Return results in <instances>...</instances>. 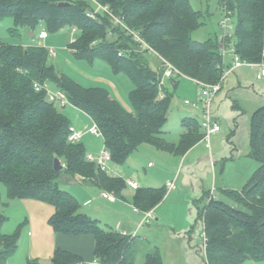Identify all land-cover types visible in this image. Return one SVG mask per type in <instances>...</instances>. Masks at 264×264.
Here are the masks:
<instances>
[{"label":"trees","instance_id":"16d2710c","mask_svg":"<svg viewBox=\"0 0 264 264\" xmlns=\"http://www.w3.org/2000/svg\"><path fill=\"white\" fill-rule=\"evenodd\" d=\"M96 1L106 5L120 23L102 11L96 18L89 17V0H0V18L12 19L7 28L11 35H19L21 29L33 33L41 22L50 31L72 25L78 32L69 43L75 56L104 59L115 72L126 73L134 85L129 93L133 111L128 112L107 89L84 87L48 65L49 49L0 40V182L9 199L29 198L52 205L48 222L55 232L91 235L93 256L101 264H133L138 248L135 238L82 213L79 201L61 189L57 179L64 169L115 196H122L127 182L88 161L81 142L68 141L69 119L33 83L53 82L70 104L90 117L110 152V161L124 163L144 143L183 156L203 140L204 128L194 116L186 117L177 142L164 138L172 93L161 87L162 71L152 69L148 54L174 66L175 76L220 84L224 67L231 65L223 61L227 44L246 62L263 61L264 0H219L225 18L236 17L233 33L203 41L192 37L203 22L189 0ZM249 145L250 155L260 165L240 190L221 189L231 204L208 194L207 201L197 206L205 264L264 261V104L251 114ZM55 158L63 165L60 170L54 169ZM166 192L165 186L137 187L133 205L143 212L151 210ZM2 206L0 194V264H7L18 246V232H1L6 220ZM80 262L81 256L63 248H56L50 259V264ZM28 264L38 263L29 259ZM142 264H162L157 247L145 254Z\"/></svg>","mask_w":264,"mask_h":264},{"label":"rangeland","instance_id":"374dc122","mask_svg":"<svg viewBox=\"0 0 264 264\" xmlns=\"http://www.w3.org/2000/svg\"><path fill=\"white\" fill-rule=\"evenodd\" d=\"M192 8L201 14L203 24L194 31L192 37L203 41L208 37L232 35L236 17L228 16L224 27L220 21L225 19L219 0H189ZM12 25L10 17L0 18V40L8 44H19L24 47L39 45L45 49L53 48L55 55L48 54L46 62L57 71L70 77L84 87L100 86L109 91L115 100L128 112L133 108L129 100V93L134 85L129 76L123 71L115 72L104 59L77 57L69 47V43L77 35L72 25L63 26L50 31L41 22L33 30L31 36L28 30L21 29L19 35H11L7 28ZM44 29L47 37L38 39V32ZM223 46V45H221ZM225 64L233 62L232 48L229 44L223 51ZM152 69H161L162 88L172 93L168 111V119L163 126L164 138L169 142H177L183 131L181 121L186 117L194 116L200 123L206 119L203 101L197 100L198 87L193 79L185 75L166 77L167 64L160 56L148 54ZM264 63V59L262 61ZM233 64V63H232ZM257 68L242 65L225 75L220 83V89L209 105L210 116L219 125V131L209 136V148L204 141H200L189 150L183 159L181 156L157 149L151 144H142L137 150L130 153L124 163L113 161L107 163L108 174L120 176L123 179L133 178L141 187H161L166 179L176 177V189L169 197L164 196L161 201V220L163 225L157 234V240H162L163 231H175L174 246L165 243V254L162 264H205L202 221L197 216V206L207 201L206 196L221 199L231 204V201L221 193V189L240 190L260 162L254 159L249 151V124L252 112L264 104V76L256 77ZM50 91L55 90L53 82H47ZM184 100L196 103V106L184 104ZM56 108L70 121V125L83 134L79 139L87 153L97 155L103 147L101 135H90L88 129L93 122L90 117L70 103L62 106L55 102ZM154 163L152 168L147 162ZM67 173L60 171L57 179L59 187L72 195L80 203V211L90 207L83 203L85 199H98L92 195V190L81 186L78 180ZM80 189L78 193L74 190ZM169 193V192H168ZM1 200L4 203L2 211L6 220L1 226V232L13 234L18 232V246L9 257L7 264H28L27 256L19 244L25 227L24 211L19 200L7 197L6 187L0 182ZM164 199H167L164 201ZM88 204V205H87ZM177 233V234H176ZM153 239V238H152ZM161 242V241H159ZM176 245V244H175ZM169 255V257H168ZM35 260V259H32ZM39 264L38 260H36ZM240 264H264V261L245 260Z\"/></svg>","mask_w":264,"mask_h":264},{"label":"crops","instance_id":"0c3cea01","mask_svg":"<svg viewBox=\"0 0 264 264\" xmlns=\"http://www.w3.org/2000/svg\"><path fill=\"white\" fill-rule=\"evenodd\" d=\"M194 147L195 145L192 148ZM184 156L185 154L181 156V160ZM149 163L152 164L149 165ZM153 166V162H147L148 168H152ZM176 177L177 174H175L173 178L165 180L163 185L165 187L167 181L173 180L175 184V188L167 190L165 196L168 195L167 197H169L171 192L176 189ZM72 178V181L74 182H76L74 180L75 178L78 180L79 183L77 184L91 189L92 195H96L98 198L85 199L83 203L90 204V207L84 208L85 210L82 213L87 214L92 218L98 219L99 223L103 226H110L121 233L125 232L126 234L133 236L138 242V248L133 264H142L145 254L153 247H157L160 255L162 256L166 251V242L177 246V243H174L176 237H174L173 234H175V231H163L161 238L162 240H159L161 242L157 240V234L159 233V230L163 228V225L157 224V222L161 220L162 214L160 212V208L161 201L163 199L151 209L154 218L146 221L144 219V212L138 209L136 210L135 206L133 205L132 195L135 189L131 188L128 184L123 190L122 196H115V199L110 201L102 197L101 193L103 191L99 189L96 184L84 182L77 175L73 176ZM127 180L137 182L138 187H140V184L135 179L128 178L125 181ZM74 191L78 193L80 189H76ZM14 200H19L21 202V208L24 210L21 216L24 215L25 217V227L23 228V233L22 237H20L19 244H21V249L27 256L26 259L38 260L39 264H50V259L54 250L56 248H63L81 256L82 262L78 264H101L93 256L94 239L91 235L70 236L55 232L52 229L48 222L51 214L54 212L52 205L29 198ZM165 200L167 199H164V201ZM164 261L165 258H162V263Z\"/></svg>","mask_w":264,"mask_h":264},{"label":"built area","instance_id":"2783aa9c","mask_svg":"<svg viewBox=\"0 0 264 264\" xmlns=\"http://www.w3.org/2000/svg\"><path fill=\"white\" fill-rule=\"evenodd\" d=\"M89 1L92 5V9H90L87 12V15L89 17L96 18V13L101 12V11L109 13L108 7L106 5H102L101 3H99L96 0H89ZM109 14L111 15V17L115 23H120V19L118 17L112 15L111 13H109ZM226 20H227V18L221 20V26L222 27L225 26ZM72 29L75 32V28H72ZM37 37H38V39H45L47 37L46 31L44 29H41L39 31ZM136 39L143 42L139 37H136ZM143 44L146 45L144 42H143ZM49 54L55 55V50L53 48H49ZM232 63L229 67H224L223 77L225 75H227L228 73H230L233 69H235L239 66H242V65H249L251 67L252 66L256 67L257 68L256 77L258 79H260L264 76V63L262 61L259 63H250V62H246V61L240 59L238 55L233 54V62ZM166 64H167V71L165 73V76L169 77L171 75H174L177 70L171 64H169V63H166ZM195 83L197 84V87H198L196 103L199 101H203L207 106L204 109L206 119L204 121H202L201 124H202V127L204 128V136H203L202 141H204L205 146L209 148V136H210V134L219 131V125L210 116L209 105H210L211 101L213 100V98L215 97V95L217 94L218 90L220 89V84L219 83L211 84V83H205V82H201V81H195ZM33 86H34L35 90H37V91L44 90L46 92V96H47V99L49 101L57 102L62 106L69 103L68 98L63 91H61L60 89H55L54 91H50L47 87L48 86L47 82L41 84V83H38L35 81L33 83ZM196 103H191L188 100H184V104L196 106L195 105ZM88 133H91L93 135H100V132H99V130L95 124H92V126L88 129ZM82 134H83L82 131H79L74 126L70 125L68 128V141L69 142H77L81 138ZM86 159L88 161L94 162L98 166V168H100L101 170L107 171L108 170L107 169V163L110 161L111 155H110V152L103 146L102 149L100 150V152L96 156L91 154V153H87ZM151 164L152 163H149V165H151ZM126 182L131 188L136 189L138 187L137 182H135V181L127 180ZM166 188H167V190H171V189L175 188L174 181L173 180L167 181ZM101 195H102V197H104L110 201H113L115 199V195L111 192L103 191L101 193ZM153 218H154V215L152 214V210H148V211L144 212V219L146 221H149L150 219H153ZM123 234H125V232H123Z\"/></svg>","mask_w":264,"mask_h":264},{"label":"water","instance_id":"95a60500","mask_svg":"<svg viewBox=\"0 0 264 264\" xmlns=\"http://www.w3.org/2000/svg\"><path fill=\"white\" fill-rule=\"evenodd\" d=\"M64 4H66V3L65 2L59 3V5H64ZM29 34L31 36H33V33L32 32H30ZM62 167H63V165L60 163V160L58 158H55L54 159V169L55 170H60Z\"/></svg>","mask_w":264,"mask_h":264}]
</instances>
